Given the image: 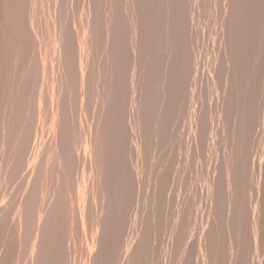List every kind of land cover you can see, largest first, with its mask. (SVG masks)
<instances>
[{
    "label": "rangeland",
    "instance_id": "1",
    "mask_svg": "<svg viewBox=\"0 0 264 264\" xmlns=\"http://www.w3.org/2000/svg\"><path fill=\"white\" fill-rule=\"evenodd\" d=\"M0 153V264H264V0H0Z\"/></svg>",
    "mask_w": 264,
    "mask_h": 264
},
{
    "label": "bare ground",
    "instance_id": "2",
    "mask_svg": "<svg viewBox=\"0 0 264 264\" xmlns=\"http://www.w3.org/2000/svg\"><path fill=\"white\" fill-rule=\"evenodd\" d=\"M11 3V2H10ZM34 6V5H33ZM158 8V7H157ZM33 9V8H32ZM165 9V8H164ZM158 12V11H157ZM55 14V13H54ZM70 26V25H69ZM239 29V28H238ZM240 30V29H239ZM4 32V31H3ZM84 38V37H83ZM59 41V40H58ZM155 42V41H154ZM55 44V43H54ZM54 49V48H53ZM56 49V48H55ZM194 49V48H193ZM56 53V52H55ZM56 58V57H55ZM162 59V58H161ZM173 59V58H172ZM160 62H162V61H160ZM152 63V62H151ZM221 63V62H220ZM230 63V62H229ZM44 64V63H43ZM52 64V63H51ZM50 64V65H51ZM93 64V63H92ZM150 65V64H149ZM221 65H222V63H221ZM226 65V64H225ZM91 66V65H90ZM159 66V65H158ZM161 66V65H160ZM155 67V66H154ZM95 68V67H94ZM80 69V68H79ZM91 70V69H90ZM163 70V69H162ZM52 71V70H51ZM80 71V70H79ZM83 71V70H82ZM160 71H161V69H160ZM159 70H158V72H160ZM43 72V71H42ZM152 73V72H151ZM82 74V73H81ZM77 75V74H76ZM155 75V74H154ZM158 75V74H157ZM161 76H163V75H161ZM78 77V76H77ZM159 78H160V76H159ZM140 79V78H139ZM143 79V78H142ZM158 79V78H157ZM82 80V79H81ZM140 81V80H139ZM57 82V81H56ZM154 83V82H153ZM53 84V83H52ZM57 84V83H56ZM135 84V83H134ZM140 84V83H139ZM150 85V84H149ZM161 85V84H160ZM55 86V85H54ZM133 86V85H132ZM146 86V85H145ZM137 87V86H136ZM131 88V87H130ZM148 88V87H147ZM150 89H151V87H150ZM54 90V89H53ZM146 90V89H145ZM144 90V91H145ZM50 92V91H49ZM134 92V91H133ZM152 92V91H151ZM52 93V92H51ZM137 93V92H136ZM42 94V93H41ZM146 95V94H145ZM144 95V96H145ZM3 97V96H2ZM45 97V96H44ZM143 97V96H142ZM50 98V97H49ZM52 98H53V96H52ZM145 98V97H144ZM54 99V98H53ZM140 99V98H139ZM6 100V99H5ZM39 100H40V98H39ZM50 100V99H49ZM55 100V99H54ZM150 100V99H149ZM148 100V101H149ZM2 101V100H1ZM145 101V100H144ZM89 102V101H88ZM146 102V101H145ZM75 104V103H74ZM142 104V103H141ZM146 104V103H145ZM52 106V105H51ZM141 106V105H140ZM47 107V106H46ZM87 108V107H86ZM91 108V107H90ZM40 109V108H39ZM142 109V108H141ZM144 109V108H143ZM26 110V109H25ZM36 114V113H35ZM69 115V114H68ZM77 115V114H76ZM85 116V115H84ZM70 117V116H69ZM82 117V116H81ZM187 119V118H186ZM9 120V119H8ZM14 120V119H13ZM95 120H98V119H95ZM80 121V120H79ZM100 121V120H99ZM185 121V120H184ZM82 122V121H81ZM86 122V121H85ZM11 123V122H10ZM76 123H78V122H76ZM95 128V127H94ZM193 128V127H192ZM61 129V128H60ZM3 131V130H2ZM30 131V130H29ZM37 133V132H36ZM63 134H64V132H63ZM35 135V134H34ZM3 136V135H2ZM26 136V135H25ZM28 136V135H27ZM30 136V135H29ZM62 138V137H61ZM23 140V139H22ZM63 140V139H62ZM37 142V141H36ZM65 142H66V140H65ZM62 144V143H61ZM26 145V144H25ZM39 145V144H38ZM53 145H54V143H53ZM34 146H35V144H34ZM69 149H70V147H69ZM79 149H81V148H79ZM25 150V149H24ZM41 150V149H40ZM58 150V149H57ZM61 150V149H60ZM67 150V149H66ZM83 150V149H82ZM35 151V150H34ZM64 151V150H63ZM69 151V150H68ZM72 151V150H71ZM84 151V150H83ZM11 152V151H10ZM25 152V151H24ZM38 152V151H37ZM51 152V151H50ZM70 152V151H69ZM23 153V152H22ZM40 153V152H39ZM56 153V152H55ZM54 153V154H55ZM85 153V152H84ZM2 153H0V155H1ZM37 154V153H36ZM41 154V153H40ZM84 155V154H83ZM2 156V155H1ZM22 156V155H21ZM64 156V155H63ZM20 157V156H19ZM45 157V156H44ZM43 157V158H44ZM140 157V156H139ZM143 157V156H142ZM147 157V156H146ZM3 159V158H2ZM8 159V158H7ZM20 159V158H19ZM36 159V158H35ZM47 159V158H46ZM65 159V158H64ZM41 160V159H40ZM142 160V159H141ZM17 161V160H16ZM50 161V160H49ZM70 161V160H69ZM12 162V161H11ZM20 162V161H19ZM25 162V161H24ZM35 162V161H34ZM45 162V161H44ZM47 162V161H46ZM2 163V162H1ZM21 163V162H20ZM27 163V162H26ZM64 163V162H63ZM74 163V162H73ZM80 163V162H79ZM92 163V162H91ZM125 163V162H124ZM33 164V163H32ZM55 164V162L52 164V165H54ZM65 164V163H64ZM108 164V163H107ZM138 164V163H137ZM4 165V164H3ZM2 165V166H3ZM24 165V164H23ZM29 165V164H28ZM31 165V164H30ZM43 165H44V163H43ZM67 165V164H66ZM85 165V164H84ZM36 166V165H35ZM39 166V165H38ZM13 167V166H12ZM28 167V166H27ZM42 167V166H41ZM56 167V166H55ZM63 167V166H62ZM69 167V166H68ZM85 167V166H84ZM88 167V166H87ZM34 168V167H33ZM45 168V167H44ZM52 168H54V167H52ZM57 168V167H56ZM23 169V168H22ZM39 169H40V167H39ZM72 169H73V167H72ZM82 169V168H81ZM42 170V169H41ZM54 170V169H53ZM59 170V169H58ZM78 170H79V168H78ZM38 171V170H37ZM44 171V170H43ZM42 171V172H43ZM61 171V170H60ZM81 171V170H80ZM92 171V170H91ZM51 174H52V172H50ZM49 173V174H50ZM59 173V172H58ZM61 173V172H60ZM91 173V172H90ZM46 174V173H45ZM56 174V173H55ZM54 174V175H55ZM71 174V173H70ZM85 174V173H84ZM142 174V173H141ZM39 175V174H38ZM48 175V174H47ZM74 175V174H73ZM76 175V174H75ZM37 176V175H36ZM52 176V175H51ZM5 177V176H4ZM60 177V176H59ZM82 177V176H81ZM138 177V176H137ZM13 178V177H12ZM45 178V177H44ZM54 178H55V176H54ZM69 178V177H68ZM70 178H71V176H70ZM86 178V177H85ZM52 179V178H51ZM56 179H58V177H56ZM73 179V178H72ZM79 179V178H78ZM138 179V178H137ZM149 179H151L150 177H149ZM63 180V179H62ZM170 180V179H169ZM44 181V180H43ZM53 182H54V180H52ZM74 181V180H73ZM40 182V181H39ZM51 182V181H50ZM50 182H49V184H50ZM58 182V181H57ZM79 182H80V180H79ZM45 183V182H44ZM52 183V182H51ZM74 183V182H73ZM174 183V182H173ZM61 184V183H60ZM83 185V184H82ZM24 186V185H23ZM60 186V185H59ZM58 186V187H59ZM62 186H64V185H62ZM147 186V185H146ZM38 187V186H37ZM80 187V186H79ZM118 187V186H117ZM148 187V186H147ZM6 188V187H5ZM83 188V187H82ZM150 188V187H149ZM181 188V187H180ZM36 189V188H35ZM58 189V188H57ZM60 189V188H59ZM62 189V188H61ZM34 189H32V191H33ZM50 190V189H49ZM71 190H72V188H71ZM126 190V189H125ZM133 190V189H132ZM80 191V190H79ZM82 191V190H81ZM58 193H61V192H59V191H57ZM39 193V192H38ZM72 193V192H71ZM144 193V192H143ZM32 194H33V192H32ZM74 194V193H73ZM134 194V193H133ZM49 195V194H48ZM50 195H51V193H50ZM57 195V194H56ZM79 195H80V193H79ZM33 196H34V194H33ZM38 196V195H37ZM42 196V195H41ZM60 196V195H59ZM62 196H64L63 194H62ZM62 196L60 197V198H62ZM73 196H75V195H73ZM50 197V196H49ZM79 197V196H78ZM58 198V197H57ZM65 198L67 199V197L65 196ZM77 198V197H76ZM15 199V198H14ZM30 199V198H29ZM34 199V198H33ZM66 199L65 200H62L63 202L64 201H66ZM80 200H81V198H79ZM31 200V199H30ZM74 200H75V198H74ZM149 200V199H148ZM151 200V199H150ZM10 201V200H9ZM35 201V200H34ZM78 201V200H77ZM82 201V200H81ZM80 201V202H81ZM86 201V200H85ZM108 201V200H107ZM202 201V200H201ZM22 202V201H21ZM31 202V201H30ZM47 202H48V200H47ZM55 202V201H54ZM84 202V201H83ZM2 203V202H1ZM6 203V202H5ZM37 203V202H36ZM64 204V203H63ZM66 205L68 204L67 202L65 203ZM64 204V205H65ZM45 205V204H44ZM55 205V204H54ZM69 205V204H68ZM84 205V204H83ZM117 205V204H116ZM34 206V204H32V207ZM30 207H31V205H30ZM35 207V206H34ZM37 207V206H36ZM68 207V206H67ZM97 207V206H96ZM66 208V207H65ZM68 208H70V206L68 207ZM7 209V208H6ZM50 209V208H49ZM55 209V208H54ZM140 209V208H139ZM210 209V208H209ZM25 210V209H24ZM32 210H33V208H32ZM34 210H36V209H34ZM203 210V209H202ZM13 211V210H12ZM26 211H27V209H26ZM25 211V212H26ZM68 211V210H67ZM70 211V210H69ZM73 211H75V210H73ZM80 211V210H79ZM116 211V210H115ZM24 212V211H23ZM17 214V213H16ZM24 214V213H23ZM28 214V213H27ZM37 214V213H36ZM83 214H84V212H83ZM162 215V214H161ZM25 216V215H24ZM32 216V215H31ZM30 216V217H31ZM37 216V215H36ZM63 216V215H62ZM76 216H77V214H76ZM6 217V216H5ZM45 218V217H44ZM27 219V218H26ZM47 219V218H46ZM46 219H45V221H46ZM40 220V219H39ZM64 220V219H63ZM26 221V220H25ZM29 221V220H28ZM45 221H43V223L45 222ZM82 221H83V218H82ZM87 221V220H86ZM220 221V220H219ZM232 221H233V219H232ZM23 222H24V220H23ZM64 222V221H63ZM255 222V221H254ZM42 223V224H43ZM67 223V222H66ZM29 224V223H28ZM33 224V223H32ZM38 225V224H37ZM81 225V224H80ZM30 226V225H29ZM20 227V226H19ZM64 227V226H63ZM20 229V228H19ZM25 229V228H24ZM258 229V228H257ZM27 230V229H26ZM24 231V230H23ZM34 231V230H33ZM127 231V230H126ZM15 232V231H14ZM205 232V231H204ZM25 233V232H24ZM27 233H28V230H27ZM41 233V232H40ZM137 233V232H136ZM138 234V233H137ZM67 237V236H66ZM25 239V238H24ZM52 240V239H51ZM257 240V239H256ZM5 241V240H4ZM81 242V241H80ZM231 243V242H230ZM143 244V243H142ZM257 247V246H256ZM54 249V248H53ZM72 249V248H71ZM135 250V249H134ZM138 250V249H137ZM32 252V251H31ZM99 252V251H98ZM206 252V251H205ZM50 255V254H49ZM85 255V254H84ZM40 257V256H39ZM57 257V256H56ZM171 257V256H170ZM159 258V257H158ZM66 260V259H65ZM22 261H23V258H22ZM21 261V262H22ZM67 261V260H66ZM164 262V261H163ZM30 263H31V261H30ZM112 263V262H111Z\"/></svg>",
    "mask_w": 264,
    "mask_h": 264
}]
</instances>
